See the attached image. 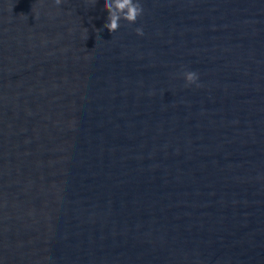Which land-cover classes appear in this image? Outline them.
Returning <instances> with one entry per match:
<instances>
[{
  "label": "water",
  "instance_id": "1",
  "mask_svg": "<svg viewBox=\"0 0 264 264\" xmlns=\"http://www.w3.org/2000/svg\"><path fill=\"white\" fill-rule=\"evenodd\" d=\"M139 3L0 0V264H264V0Z\"/></svg>",
  "mask_w": 264,
  "mask_h": 264
},
{
  "label": "clouds",
  "instance_id": "2",
  "mask_svg": "<svg viewBox=\"0 0 264 264\" xmlns=\"http://www.w3.org/2000/svg\"><path fill=\"white\" fill-rule=\"evenodd\" d=\"M62 2L63 0H54L56 6L61 5ZM104 8L108 17L103 27L111 34L119 29L121 20L128 24H134L143 13L139 0H104ZM135 31L137 35H143L142 29L137 28ZM83 38H87V30H85ZM184 79L186 86H190L197 83L198 75L195 72L187 71L184 73Z\"/></svg>",
  "mask_w": 264,
  "mask_h": 264
}]
</instances>
